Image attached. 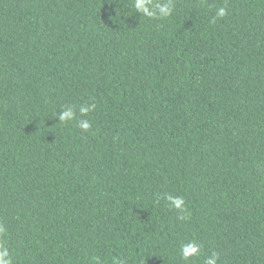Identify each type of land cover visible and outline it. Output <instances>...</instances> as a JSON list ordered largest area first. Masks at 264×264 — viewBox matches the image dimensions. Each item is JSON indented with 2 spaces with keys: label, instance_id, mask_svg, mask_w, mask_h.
Segmentation results:
<instances>
[{
  "label": "trees",
  "instance_id": "1",
  "mask_svg": "<svg viewBox=\"0 0 264 264\" xmlns=\"http://www.w3.org/2000/svg\"><path fill=\"white\" fill-rule=\"evenodd\" d=\"M134 3L0 0V251L264 264V0Z\"/></svg>",
  "mask_w": 264,
  "mask_h": 264
},
{
  "label": "clouds",
  "instance_id": "2",
  "mask_svg": "<svg viewBox=\"0 0 264 264\" xmlns=\"http://www.w3.org/2000/svg\"><path fill=\"white\" fill-rule=\"evenodd\" d=\"M135 9L139 10L143 15L149 18H156L157 15L159 17H166L168 16L172 9L168 5H151V0H135L134 3ZM226 15V11L223 7L219 8L216 12V16L213 18V23H215V20L217 18H222ZM94 107H81L80 112L82 114H85L91 110V108ZM74 117V113L71 108H68L58 114V119L60 122H64L67 120H71ZM83 130H88L90 128V124L87 121H80L78 125ZM165 199L169 202L170 207L175 208L179 210L180 212H185L184 208V199L180 196H173L171 194H168L165 196ZM179 219H186V214L179 216ZM201 251V246L196 243L195 241H191L189 243L183 244L180 248V256L184 260H188L191 257H196L199 255ZM8 256V252L6 249L3 251H0V264H10V260L4 259V257ZM218 260V256L213 253L210 257L206 258L204 261V264H216ZM97 264H99V258H97ZM113 264H123L122 261H120L118 258L113 259Z\"/></svg>",
  "mask_w": 264,
  "mask_h": 264
}]
</instances>
